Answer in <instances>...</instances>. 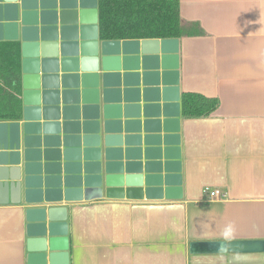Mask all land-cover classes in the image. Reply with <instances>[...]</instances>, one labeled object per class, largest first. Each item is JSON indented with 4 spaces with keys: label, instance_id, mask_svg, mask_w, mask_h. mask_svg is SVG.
Instances as JSON below:
<instances>
[{
    "label": "crops",
    "instance_id": "obj_1",
    "mask_svg": "<svg viewBox=\"0 0 264 264\" xmlns=\"http://www.w3.org/2000/svg\"><path fill=\"white\" fill-rule=\"evenodd\" d=\"M179 1L181 19L203 34L177 39L170 70L175 89L160 103L167 117L148 118L177 120L168 133L171 182L150 199L116 200L106 198L98 181L106 152L114 156L127 148L125 138L143 136L144 117L122 118L120 129L106 131L103 103L93 89L85 100L82 89L46 83L36 105L22 81L23 61L36 47L55 42L42 39V28L64 29L58 44L89 50L110 41L99 33V1L84 0L79 9L72 0H55V7L43 9L55 13V23L42 24L40 0H30L26 12L32 20L22 25L16 0L18 20L12 28L1 25L0 42L19 45L20 118L0 121V133L7 146L17 137L20 191L0 200V264H27L28 212L33 217L34 210L50 207L68 210L66 264H264V251L227 249L230 242L264 241V0ZM183 94L214 98L219 106L208 117L187 119ZM66 155L80 172L54 171L62 169ZM211 190L219 196L209 198ZM97 193L99 199L85 200Z\"/></svg>",
    "mask_w": 264,
    "mask_h": 264
},
{
    "label": "water",
    "instance_id": "obj_2",
    "mask_svg": "<svg viewBox=\"0 0 264 264\" xmlns=\"http://www.w3.org/2000/svg\"><path fill=\"white\" fill-rule=\"evenodd\" d=\"M54 1L40 0L41 12L38 16L42 24L55 23V13L49 14L43 10L55 7ZM83 1L72 0V5L83 9ZM15 3L16 0H0V27L6 24L9 25L7 27L12 28L13 23L17 22L18 14ZM31 5L30 0H21L22 25L32 20L31 14L26 12ZM32 15L36 18V15ZM85 15L83 11L78 12L80 23ZM59 32L63 34L64 29L57 30L56 26L51 29L42 28V39L49 36L55 42L44 43L39 49L36 47L31 59L23 61L22 81L25 95L29 94L37 105L40 89H43L46 83L57 85L58 80L65 88L71 86L75 89H82V96L85 100L88 98V89H93L96 99L99 102L102 100L103 103L102 111L106 131L114 127L120 129L122 118L127 119L129 116L141 114L145 119L143 122L144 135L133 141L125 138L127 148L124 151H116L114 156L113 151L106 152L104 177L98 181L104 187L108 199L142 200L160 194L163 185H169L172 178L169 175L171 167L167 162L169 155L167 147L171 142L168 133L173 129V124H176L177 120L150 121L148 118H159L160 115L167 117L166 105L161 109L160 103L167 101L170 93L175 89L172 82L174 72L170 70L174 68L172 60L177 57L178 40L103 41L93 50H89L85 44L80 47L65 43L58 44L56 37ZM29 117L30 115L25 112L24 121H29ZM4 127V124H0V129ZM129 127L130 125L125 124L126 129ZM136 129L139 130V124ZM118 143H121L120 139ZM132 144L138 148H129ZM18 147L16 136L10 138L7 146L0 133L2 150L0 152V200L9 195H17L20 191V172L16 167ZM8 148L11 154L6 155L5 151ZM112 157L115 161L108 160ZM68 159L70 158L66 155L62 169L57 166L54 171L56 173H69L72 170L80 172V165H70L67 163ZM7 162L11 167L7 166ZM24 184L26 188L30 185L27 179ZM170 191L174 190H166V193ZM26 193H30V190ZM100 197L98 193L94 196L88 194L85 200L90 201ZM67 211L64 207L44 208L34 210L33 217L30 215L31 211L28 212L27 264H66ZM227 249L232 252L254 250L263 252L264 241L230 242Z\"/></svg>",
    "mask_w": 264,
    "mask_h": 264
},
{
    "label": "trees",
    "instance_id": "obj_3",
    "mask_svg": "<svg viewBox=\"0 0 264 264\" xmlns=\"http://www.w3.org/2000/svg\"><path fill=\"white\" fill-rule=\"evenodd\" d=\"M99 33L102 39H179L200 36L202 29L180 17L179 0H98ZM21 59L17 43L0 42V121L20 118ZM219 106L214 98L183 94L184 118H205Z\"/></svg>",
    "mask_w": 264,
    "mask_h": 264
},
{
    "label": "built area",
    "instance_id": "obj_4",
    "mask_svg": "<svg viewBox=\"0 0 264 264\" xmlns=\"http://www.w3.org/2000/svg\"><path fill=\"white\" fill-rule=\"evenodd\" d=\"M219 194H220V193H219L218 190H211V191H208L209 198L218 197Z\"/></svg>",
    "mask_w": 264,
    "mask_h": 264
}]
</instances>
